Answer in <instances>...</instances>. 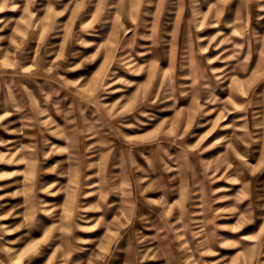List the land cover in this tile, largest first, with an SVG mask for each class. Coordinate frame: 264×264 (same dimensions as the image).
I'll return each instance as SVG.
<instances>
[{
  "label": "rangeland",
  "instance_id": "1",
  "mask_svg": "<svg viewBox=\"0 0 264 264\" xmlns=\"http://www.w3.org/2000/svg\"><path fill=\"white\" fill-rule=\"evenodd\" d=\"M0 264H264V0H0Z\"/></svg>",
  "mask_w": 264,
  "mask_h": 264
}]
</instances>
